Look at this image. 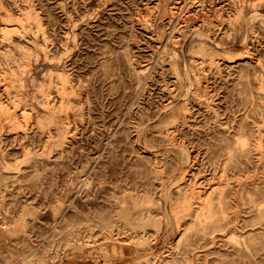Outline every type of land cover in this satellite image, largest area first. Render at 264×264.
I'll return each mask as SVG.
<instances>
[{
	"label": "rangeland",
	"instance_id": "obj_1",
	"mask_svg": "<svg viewBox=\"0 0 264 264\" xmlns=\"http://www.w3.org/2000/svg\"><path fill=\"white\" fill-rule=\"evenodd\" d=\"M31 259L264 264V0H0V264Z\"/></svg>",
	"mask_w": 264,
	"mask_h": 264
},
{
	"label": "bare ground",
	"instance_id": "obj_2",
	"mask_svg": "<svg viewBox=\"0 0 264 264\" xmlns=\"http://www.w3.org/2000/svg\"><path fill=\"white\" fill-rule=\"evenodd\" d=\"M181 147V146H180ZM183 150V149H182ZM166 193V192H165ZM164 195V194H163ZM164 197V196H163ZM209 199L206 201V203H203L202 204V208H203V210H205V209H212V206H213V200H214V198H210V197H208ZM200 199H202L201 197H200ZM168 201V200H167ZM221 201H222V199H221V197H220V204H221ZM191 214V213H190ZM128 215V214H127ZM188 216V215H187ZM129 225H130V222H129ZM146 226V225H145ZM143 244V243H142ZM137 248V247H136ZM27 264H36V261L35 260H33V259H31V260H29L28 262H27ZM152 264H170V262H168V261H164L163 263H161V262H158V261H155V262H153L152 261Z\"/></svg>",
	"mask_w": 264,
	"mask_h": 264
}]
</instances>
